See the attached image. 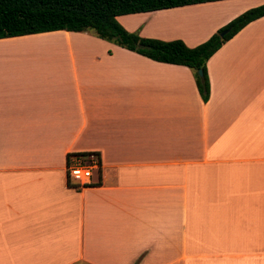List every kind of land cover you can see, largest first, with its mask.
Instances as JSON below:
<instances>
[{
  "label": "crops",
  "instance_id": "obj_1",
  "mask_svg": "<svg viewBox=\"0 0 264 264\" xmlns=\"http://www.w3.org/2000/svg\"><path fill=\"white\" fill-rule=\"evenodd\" d=\"M261 4L115 20L192 48ZM206 72L202 103L189 69L86 32L0 39V264H264V16ZM87 152L78 186L66 155Z\"/></svg>",
  "mask_w": 264,
  "mask_h": 264
},
{
  "label": "trees",
  "instance_id": "obj_2",
  "mask_svg": "<svg viewBox=\"0 0 264 264\" xmlns=\"http://www.w3.org/2000/svg\"><path fill=\"white\" fill-rule=\"evenodd\" d=\"M215 1L221 0H0V39L52 31L86 32L151 61L189 69L197 94L205 103L209 97L207 60L245 25L263 17L264 4L239 14L192 48L180 40L161 41L127 32L115 17ZM223 30L228 31L220 37ZM86 154H68L65 164L71 157Z\"/></svg>",
  "mask_w": 264,
  "mask_h": 264
},
{
  "label": "built area",
  "instance_id": "obj_3",
  "mask_svg": "<svg viewBox=\"0 0 264 264\" xmlns=\"http://www.w3.org/2000/svg\"><path fill=\"white\" fill-rule=\"evenodd\" d=\"M101 167L97 153L87 152L85 156L71 157L65 164V174L68 180L78 186L90 184L92 173Z\"/></svg>",
  "mask_w": 264,
  "mask_h": 264
},
{
  "label": "water",
  "instance_id": "obj_4",
  "mask_svg": "<svg viewBox=\"0 0 264 264\" xmlns=\"http://www.w3.org/2000/svg\"><path fill=\"white\" fill-rule=\"evenodd\" d=\"M228 30H223L222 32L219 33V36L222 37L223 35H225L227 33ZM198 75L201 74L200 71L197 72Z\"/></svg>",
  "mask_w": 264,
  "mask_h": 264
},
{
  "label": "rangeland",
  "instance_id": "obj_5",
  "mask_svg": "<svg viewBox=\"0 0 264 264\" xmlns=\"http://www.w3.org/2000/svg\"><path fill=\"white\" fill-rule=\"evenodd\" d=\"M257 7V6H256ZM250 9V8H249ZM137 33V32H136ZM138 34V33H137ZM39 44H44L43 42L41 43V42H39Z\"/></svg>",
  "mask_w": 264,
  "mask_h": 264
}]
</instances>
